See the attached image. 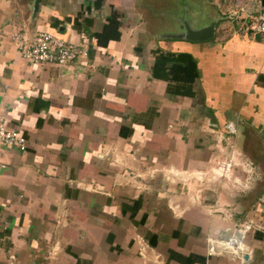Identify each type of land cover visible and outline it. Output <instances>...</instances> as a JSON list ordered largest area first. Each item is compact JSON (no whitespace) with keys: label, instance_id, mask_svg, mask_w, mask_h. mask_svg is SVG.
Instances as JSON below:
<instances>
[{"label":"crops","instance_id":"obj_1","mask_svg":"<svg viewBox=\"0 0 264 264\" xmlns=\"http://www.w3.org/2000/svg\"><path fill=\"white\" fill-rule=\"evenodd\" d=\"M176 2L40 0L33 12L31 0H0V115L28 140L26 151L0 143V264H154L136 235L164 264H240L205 242L250 222L263 229L248 232L249 264H264L263 40L220 0H201L213 37H168L205 27L182 23ZM17 30L85 42L89 55L31 64ZM229 157L250 163L248 190L165 174L198 177Z\"/></svg>","mask_w":264,"mask_h":264},{"label":"built area","instance_id":"obj_2","mask_svg":"<svg viewBox=\"0 0 264 264\" xmlns=\"http://www.w3.org/2000/svg\"><path fill=\"white\" fill-rule=\"evenodd\" d=\"M223 4L233 8L228 14L244 20V24L240 25L237 29L243 31H251L252 34H261L263 36L264 43V8L261 7L258 11L249 12L243 16V8L240 7L242 0H220ZM224 14V11H223ZM238 32V31H236ZM12 43L14 47L20 52L22 57L31 64H45L51 63L54 65H65L69 62H74L80 58H86L89 55V46L85 42H69L66 41L55 33L50 31H42L35 35L28 34L25 30H17L12 34ZM229 128V127H228ZM230 130V129H229ZM230 132H232L230 130ZM0 143L15 148L19 151H26L28 148V140L21 129L11 127L8 124V120L3 114L0 115ZM232 165H237L233 157H229L227 160L222 161L216 170L212 169L211 181L219 180V178H228L226 172L231 169ZM243 171L248 176L252 174L251 165L248 162L241 163ZM165 174L170 178L179 179L181 176L176 171L169 169ZM201 175V173H198ZM194 177H197L193 175ZM199 177V176H198ZM201 178V177H199ZM248 177L246 180H249ZM117 181V180H116ZM118 182V181H117ZM234 182H239L237 178H234ZM77 186L87 188L92 191H97L95 187L89 188L82 186L81 182L75 181ZM248 183V182H247ZM248 187V186H247ZM171 210L174 215L180 216L185 208L179 204H173ZM57 231L64 228V224L57 226ZM263 229L261 225L253 222L242 225L235 229L234 233L227 238H219L213 235L206 238V254L208 256L230 254L232 258L239 260L240 264H249L252 259L253 248L248 244V232L251 230ZM136 246V255L144 262L152 261L154 264H164L159 253L153 252L152 247L148 242L139 235H136L133 241ZM60 249L59 239L56 238L52 244L48 247L47 255L50 258H54L58 255ZM262 253L264 257V235L262 244ZM245 256H247L245 258Z\"/></svg>","mask_w":264,"mask_h":264},{"label":"rangeland","instance_id":"obj_3","mask_svg":"<svg viewBox=\"0 0 264 264\" xmlns=\"http://www.w3.org/2000/svg\"><path fill=\"white\" fill-rule=\"evenodd\" d=\"M176 6H174L171 10H175L177 12V14L179 15L180 19L182 17V23H189L190 21H195V25H197V27H202L203 25H208V21H209V17L211 16L212 12L215 10L214 7L212 5H203L201 3V0H177L176 2ZM189 6L192 7V10L189 8ZM264 6V0H253V1H249L247 3V10L248 11H258L259 9H261V7ZM169 14V13H168ZM169 20L170 17L168 16ZM260 38L263 40V36L261 34ZM237 161V160H235ZM237 163V162H236ZM237 166H241V162L237 163V165H232L231 169L229 171L226 172L228 178H224L221 177L219 178V180L226 181L227 182V187L226 188H232L236 191L239 192H243L249 189V183H247L244 179L247 177V173L244 171L238 174L239 175V179H241L238 183L234 182V177L238 176L235 175L233 172V168L237 167ZM216 169L218 168L217 166H215ZM242 167V166H241ZM243 174H245V177L243 176ZM201 178L199 177H194L193 175H189V176H181L179 179H174V181H180V182H185V181H195L196 183H199L202 187H204L205 183L210 182L211 178H212V172L209 171H205L202 172L201 175H199ZM244 177V178H243ZM248 186V187H247Z\"/></svg>","mask_w":264,"mask_h":264},{"label":"water","instance_id":"obj_4","mask_svg":"<svg viewBox=\"0 0 264 264\" xmlns=\"http://www.w3.org/2000/svg\"><path fill=\"white\" fill-rule=\"evenodd\" d=\"M39 2L40 0H31V4L33 6V12H35L36 9L38 8ZM214 31H215V22L197 30H191L189 27H186V32H183L181 34L168 35V37H172V38L177 37L186 40L201 41L213 37ZM246 257L247 256H245V258Z\"/></svg>","mask_w":264,"mask_h":264}]
</instances>
